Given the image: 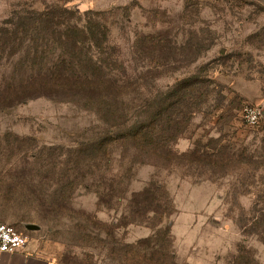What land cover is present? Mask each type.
Wrapping results in <instances>:
<instances>
[{"label": "rangeland", "instance_id": "1", "mask_svg": "<svg viewBox=\"0 0 264 264\" xmlns=\"http://www.w3.org/2000/svg\"><path fill=\"white\" fill-rule=\"evenodd\" d=\"M31 10L94 32L78 58L107 83L0 103V222L56 264H264V124L241 117L264 107V0H0V30ZM14 45L0 101L25 80ZM150 120L140 149L128 133ZM148 187L159 213L131 212Z\"/></svg>", "mask_w": 264, "mask_h": 264}, {"label": "trees", "instance_id": "2", "mask_svg": "<svg viewBox=\"0 0 264 264\" xmlns=\"http://www.w3.org/2000/svg\"><path fill=\"white\" fill-rule=\"evenodd\" d=\"M27 17H22L21 22H7L12 28H2L0 35L10 34L15 44L14 55L18 58L25 59L26 64L25 80L21 83L19 89L13 90L10 95L1 99L3 105H13L21 103L30 98L47 96H74L87 93H97L105 87L107 80L104 76H95L90 72L97 68V62L94 61V54L84 55L82 63L91 64L88 68L81 65L79 54L83 55L81 48L82 43H89L90 46H96L98 43L97 35L94 32H86V27L79 28L76 25L68 28L63 32L60 27L65 25L63 21L56 20L53 12L46 11H29ZM26 21V22H25ZM75 29L76 33L70 29ZM81 34L82 36H80ZM0 36V37H1ZM26 39H28L26 41ZM51 42H57L61 48L68 47V50L51 55L48 48ZM19 59V60H20ZM24 61V62H26ZM81 64H80V63ZM32 63V64H30ZM29 67V68H28ZM99 66V70H100ZM101 72V71H100ZM188 82L182 83L178 90L191 87ZM125 83L111 75H108V94H119L124 89ZM167 122L170 123V116H167ZM153 120L147 125L140 122L135 125L128 133L138 144L140 149H155L157 143L153 140ZM139 196L143 197L142 201L134 199V210L131 212L144 215L146 213H159V198L152 187L146 188Z\"/></svg>", "mask_w": 264, "mask_h": 264}, {"label": "built area", "instance_id": "3", "mask_svg": "<svg viewBox=\"0 0 264 264\" xmlns=\"http://www.w3.org/2000/svg\"><path fill=\"white\" fill-rule=\"evenodd\" d=\"M243 121L251 126L264 124L263 106L248 104L241 110ZM29 242L28 236L18 231L14 226L0 222V255L6 252H16Z\"/></svg>", "mask_w": 264, "mask_h": 264}, {"label": "crops", "instance_id": "4", "mask_svg": "<svg viewBox=\"0 0 264 264\" xmlns=\"http://www.w3.org/2000/svg\"><path fill=\"white\" fill-rule=\"evenodd\" d=\"M0 264H56L54 259L40 251L30 241L16 252L0 255Z\"/></svg>", "mask_w": 264, "mask_h": 264}, {"label": "water", "instance_id": "5", "mask_svg": "<svg viewBox=\"0 0 264 264\" xmlns=\"http://www.w3.org/2000/svg\"><path fill=\"white\" fill-rule=\"evenodd\" d=\"M263 111H264V107H263ZM27 228H28L29 230L36 229L34 226H28Z\"/></svg>", "mask_w": 264, "mask_h": 264}]
</instances>
